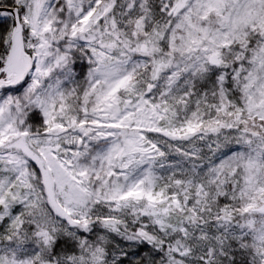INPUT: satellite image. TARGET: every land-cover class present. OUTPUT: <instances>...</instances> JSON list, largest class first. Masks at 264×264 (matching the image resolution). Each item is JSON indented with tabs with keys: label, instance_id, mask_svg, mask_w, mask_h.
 I'll return each instance as SVG.
<instances>
[{
	"label": "snow or ice",
	"instance_id": "obj_1",
	"mask_svg": "<svg viewBox=\"0 0 264 264\" xmlns=\"http://www.w3.org/2000/svg\"><path fill=\"white\" fill-rule=\"evenodd\" d=\"M0 264H264V0H0Z\"/></svg>",
	"mask_w": 264,
	"mask_h": 264
}]
</instances>
